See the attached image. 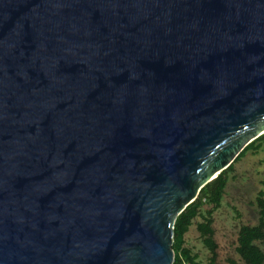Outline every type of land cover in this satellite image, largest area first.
<instances>
[{
    "label": "water",
    "instance_id": "1",
    "mask_svg": "<svg viewBox=\"0 0 264 264\" xmlns=\"http://www.w3.org/2000/svg\"><path fill=\"white\" fill-rule=\"evenodd\" d=\"M262 133L264 0H0V264H172Z\"/></svg>",
    "mask_w": 264,
    "mask_h": 264
},
{
    "label": "trees",
    "instance_id": "2",
    "mask_svg": "<svg viewBox=\"0 0 264 264\" xmlns=\"http://www.w3.org/2000/svg\"><path fill=\"white\" fill-rule=\"evenodd\" d=\"M264 149V133L257 136L249 142L235 157L233 162L221 171L213 180L207 182L199 191L197 197L188 204L175 218L173 226L172 249L174 258L172 264H200L196 254L189 248L183 246L184 234L192 225L196 216H201L202 220L196 223L202 243L209 250L208 264H216L217 244L213 239L214 230L212 224V212L221 204L224 188L228 181V175L234 170V163L239 160L247 151L256 152ZM261 183L264 185V171ZM263 191H259L256 197V203L259 208V217L256 224H241L239 226L235 253L238 259L226 258L227 264H264V251L260 244L264 243V196ZM204 204L210 205V208L203 214L201 209Z\"/></svg>",
    "mask_w": 264,
    "mask_h": 264
},
{
    "label": "rangeland",
    "instance_id": "3",
    "mask_svg": "<svg viewBox=\"0 0 264 264\" xmlns=\"http://www.w3.org/2000/svg\"><path fill=\"white\" fill-rule=\"evenodd\" d=\"M263 171L264 149L256 152L247 151L234 163V170L228 175L221 204L212 212L211 227L214 230L213 239L217 244L216 264H227L226 258L238 259L234 247L239 226L258 222L259 208L256 197L260 190L264 194V185L261 183ZM209 208L210 205L204 204L201 212L204 214ZM201 220V216L194 218L192 225L184 234L183 246L196 254L200 264H208L210 253L202 243L201 235L196 228V223ZM260 246L264 251V243Z\"/></svg>",
    "mask_w": 264,
    "mask_h": 264
}]
</instances>
